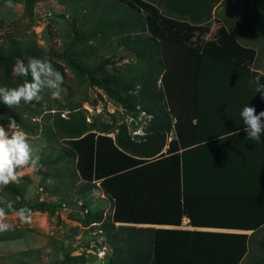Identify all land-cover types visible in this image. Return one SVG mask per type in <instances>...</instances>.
Here are the masks:
<instances>
[{"label": "trees", "instance_id": "trees-1", "mask_svg": "<svg viewBox=\"0 0 264 264\" xmlns=\"http://www.w3.org/2000/svg\"><path fill=\"white\" fill-rule=\"evenodd\" d=\"M35 1L24 0L25 7L30 11ZM101 1L110 14L128 25L122 42L129 44L135 62L131 72L114 81L116 92L122 93L116 99L128 111L147 116L146 135L133 139L125 124L110 135L109 126L94 128L75 113L65 119L55 112L52 127L66 145L57 160L74 158V170L81 181L77 194L99 188L111 201V214L104 216L101 209L87 211L80 220L83 226L98 223L102 229L110 248L105 264H238L246 250L243 264H264V224L240 226L252 230L249 236L115 225L179 224L182 207L176 219L168 207L180 208V187L191 183L188 172L193 174L196 163L203 171L198 184L215 190L234 185L241 193L260 196L264 204V160L259 168L263 175L255 178L259 183H253L248 171L238 166L235 170L236 165L252 164L250 160H218L217 169L213 161H197L198 152L210 146L209 140L185 144L179 103L185 91L221 90L220 113L232 118L235 123L229 129L234 131L244 126L243 107L254 106L256 113L264 110V94L257 92L253 82L259 77L264 84V58L260 66L257 49L264 51V0H226L228 12L219 16L212 40H203L210 28L206 20L220 0H196V6L189 8V20L173 15L181 0H167L166 14L156 5L158 0ZM99 3L94 0L95 6ZM100 83L106 86L105 80ZM172 130L174 136L168 141ZM253 185L263 189L254 191ZM45 207L53 210L54 204ZM212 236L215 238H209Z\"/></svg>", "mask_w": 264, "mask_h": 264}, {"label": "rangeland", "instance_id": "rangeland-1", "mask_svg": "<svg viewBox=\"0 0 264 264\" xmlns=\"http://www.w3.org/2000/svg\"><path fill=\"white\" fill-rule=\"evenodd\" d=\"M98 1L95 6L94 0H36L29 11L24 0H12L13 7L0 0V86L16 87L30 80L13 74L17 59L25 63L34 57L49 60L64 76L62 100L50 99L45 90L40 102L8 108L0 101V125L7 128L9 117L14 119L17 130L26 133L38 150L42 165L37 171L20 170L23 175L18 182L0 187V208L5 209V220L11 225V230L0 232V264H105V258L100 261L87 252L92 236L86 229L89 225L83 226L80 220L87 211L101 209L104 216L111 214V201L99 189L77 194L81 181L74 158L57 160L66 145L52 127L55 112L65 119L70 113L83 116L94 128L107 125L110 135L125 124L131 136H141L137 133L147 123L143 112H130L116 99L122 93L116 92L114 81L131 72L135 55L122 42L128 25ZM166 3L156 2L163 14ZM196 3L181 0L174 7V17L189 20V8ZM92 6L96 9H89ZM226 12V0L212 7L206 20L210 28L203 40L215 38L219 16ZM257 49L261 64L264 51ZM104 80L106 86L100 83ZM9 201L13 209H30V221L22 223L7 208ZM49 204H54L53 210L45 207Z\"/></svg>", "mask_w": 264, "mask_h": 264}, {"label": "crops", "instance_id": "crops-1", "mask_svg": "<svg viewBox=\"0 0 264 264\" xmlns=\"http://www.w3.org/2000/svg\"><path fill=\"white\" fill-rule=\"evenodd\" d=\"M181 95L183 96L179 103L183 114V141L185 144H196L205 142L200 141L205 138L209 140L207 144L210 146L206 150L198 152L197 161L207 159L208 161H213L214 166L218 160H229L232 162L250 160L253 163L258 162V164L236 165L235 170H237L238 166L243 169L242 171H248L247 173L254 178L253 183H259V180L257 181L255 178L259 174L263 175L262 171L259 172V168L262 167L260 162L264 160V133L261 134L260 140L257 142L247 138L244 126H241V129H235L236 131L229 129L235 122H232L231 117L222 116L220 113L222 110L220 109L222 106L220 104L223 100L221 90H192L185 91ZM195 113L199 114V117L195 116ZM173 136L174 131L172 130L168 141ZM200 165L199 163L194 165L193 174L190 171L188 172L189 176L191 175L193 178L191 183L185 188L183 187V189L182 186L180 187V208L178 206L168 207L169 214L174 219L179 215V210L182 207L183 211L180 213L179 224L175 222H145L115 223V225H131L137 228L176 229L191 232L245 234L249 236L252 230L241 229L240 226L264 224V204L260 196L254 193H241V189H237L234 185L215 190L213 187L198 184L201 183L199 179L203 172ZM217 168L219 167H214V169ZM229 169L233 170L234 168L230 165ZM234 174H237L236 171H234ZM97 184L99 185V182ZM262 189L260 186L253 185L254 191H261ZM101 191L104 194L103 190ZM104 196L106 195L104 194ZM148 210L150 213L152 208ZM209 238H215V236ZM246 256L247 250L238 264H243Z\"/></svg>", "mask_w": 264, "mask_h": 264}, {"label": "clouds", "instance_id": "clouds-1", "mask_svg": "<svg viewBox=\"0 0 264 264\" xmlns=\"http://www.w3.org/2000/svg\"><path fill=\"white\" fill-rule=\"evenodd\" d=\"M7 7H13L12 0H6ZM13 74L17 77H30L16 87L0 86V101L8 108L18 107L21 102L31 104L43 99L42 93L47 90L49 98L62 100L63 74L58 71L51 61L32 58L27 63L17 59L13 66ZM257 92L264 94V84L259 82V77H254ZM139 89V86H137ZM243 120L244 131L249 140L259 142L264 133V110L256 113L254 106H245L240 112ZM137 135H146L140 130ZM135 139V136L133 137ZM42 167L38 150H34L29 143L27 134L16 128V121L9 117L7 128L0 125V187L18 182L22 177V169L30 168L33 171ZM8 209L14 210L22 223L30 221L31 210L26 207L13 209L12 202H7ZM6 212L0 208V232L11 230V225L6 222Z\"/></svg>", "mask_w": 264, "mask_h": 264}, {"label": "built area", "instance_id": "built-area-1", "mask_svg": "<svg viewBox=\"0 0 264 264\" xmlns=\"http://www.w3.org/2000/svg\"><path fill=\"white\" fill-rule=\"evenodd\" d=\"M98 225V223H91L86 227V229L89 230V234L92 236L91 239L88 240L89 249H87V252L95 254L100 261H103L106 252L110 251V248L105 241L102 229L97 227Z\"/></svg>", "mask_w": 264, "mask_h": 264}]
</instances>
